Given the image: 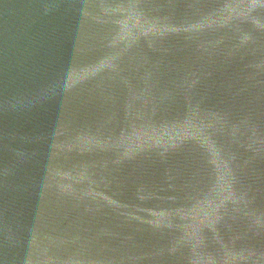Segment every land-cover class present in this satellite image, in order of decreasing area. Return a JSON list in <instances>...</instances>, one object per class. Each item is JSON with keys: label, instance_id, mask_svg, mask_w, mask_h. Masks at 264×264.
I'll use <instances>...</instances> for the list:
<instances>
[{"label": "water", "instance_id": "obj_1", "mask_svg": "<svg viewBox=\"0 0 264 264\" xmlns=\"http://www.w3.org/2000/svg\"><path fill=\"white\" fill-rule=\"evenodd\" d=\"M0 264H264V0H0Z\"/></svg>", "mask_w": 264, "mask_h": 264}]
</instances>
